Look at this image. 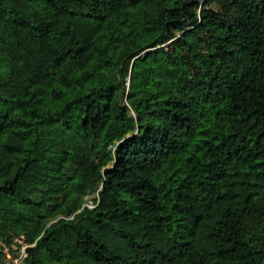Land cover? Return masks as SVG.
Segmentation results:
<instances>
[{
  "label": "trees",
  "instance_id": "1",
  "mask_svg": "<svg viewBox=\"0 0 264 264\" xmlns=\"http://www.w3.org/2000/svg\"><path fill=\"white\" fill-rule=\"evenodd\" d=\"M22 247L264 264V0H0V264Z\"/></svg>",
  "mask_w": 264,
  "mask_h": 264
},
{
  "label": "rangeland",
  "instance_id": "2",
  "mask_svg": "<svg viewBox=\"0 0 264 264\" xmlns=\"http://www.w3.org/2000/svg\"><path fill=\"white\" fill-rule=\"evenodd\" d=\"M209 10V15L217 16L219 14L225 15L227 19H232L237 15V10L231 5L226 2H218L213 3L207 6ZM203 43L200 46V50L207 51L211 48V43L209 38L206 34H202ZM170 52L173 56V64L175 67L179 69V71L187 76H194L195 73L198 71V65L192 59V57L186 52V50L179 46V47H171ZM146 123H158L156 119H151L149 117L145 118ZM99 150V145L97 146ZM104 159V156L100 154L98 156V161L101 162ZM13 232L10 229L5 231V236L11 237Z\"/></svg>",
  "mask_w": 264,
  "mask_h": 264
},
{
  "label": "built area",
  "instance_id": "3",
  "mask_svg": "<svg viewBox=\"0 0 264 264\" xmlns=\"http://www.w3.org/2000/svg\"><path fill=\"white\" fill-rule=\"evenodd\" d=\"M25 247H22L19 256L16 258H12L10 255L7 256V259L3 261L1 264H20L25 257Z\"/></svg>",
  "mask_w": 264,
  "mask_h": 264
}]
</instances>
